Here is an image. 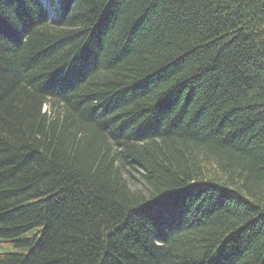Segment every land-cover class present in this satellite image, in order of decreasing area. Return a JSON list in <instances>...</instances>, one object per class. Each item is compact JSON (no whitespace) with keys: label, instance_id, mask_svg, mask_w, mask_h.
I'll use <instances>...</instances> for the list:
<instances>
[{"label":"trees","instance_id":"obj_1","mask_svg":"<svg viewBox=\"0 0 264 264\" xmlns=\"http://www.w3.org/2000/svg\"><path fill=\"white\" fill-rule=\"evenodd\" d=\"M57 1L0 0V264H264V0Z\"/></svg>","mask_w":264,"mask_h":264},{"label":"rangeland","instance_id":"obj_2","mask_svg":"<svg viewBox=\"0 0 264 264\" xmlns=\"http://www.w3.org/2000/svg\"><path fill=\"white\" fill-rule=\"evenodd\" d=\"M46 5H48V2H46V0H44ZM43 3V2H42ZM49 7V12H50V19L51 20H55L56 19V16L58 15V13L60 12V9H61V4L60 2L58 1H54L53 5H48Z\"/></svg>","mask_w":264,"mask_h":264}]
</instances>
